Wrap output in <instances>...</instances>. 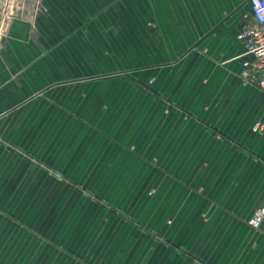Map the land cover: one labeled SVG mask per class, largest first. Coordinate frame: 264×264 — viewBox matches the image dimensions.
Instances as JSON below:
<instances>
[{
	"label": "crops",
	"instance_id": "obj_1",
	"mask_svg": "<svg viewBox=\"0 0 264 264\" xmlns=\"http://www.w3.org/2000/svg\"><path fill=\"white\" fill-rule=\"evenodd\" d=\"M249 0H41L0 43V264H264ZM257 125L262 130L255 131Z\"/></svg>",
	"mask_w": 264,
	"mask_h": 264
},
{
	"label": "built area",
	"instance_id": "obj_2",
	"mask_svg": "<svg viewBox=\"0 0 264 264\" xmlns=\"http://www.w3.org/2000/svg\"><path fill=\"white\" fill-rule=\"evenodd\" d=\"M249 4L255 23L252 27L242 28L237 39L244 44L246 54L252 55L254 60L242 63L240 77L244 84L254 85L264 93V0H249ZM259 130H262L261 125L255 127V131ZM263 221L264 206L247 223L252 228L259 229Z\"/></svg>",
	"mask_w": 264,
	"mask_h": 264
},
{
	"label": "rangeland",
	"instance_id": "obj_3",
	"mask_svg": "<svg viewBox=\"0 0 264 264\" xmlns=\"http://www.w3.org/2000/svg\"><path fill=\"white\" fill-rule=\"evenodd\" d=\"M41 0H0V43L7 34L14 19H28L32 26L36 24Z\"/></svg>",
	"mask_w": 264,
	"mask_h": 264
}]
</instances>
